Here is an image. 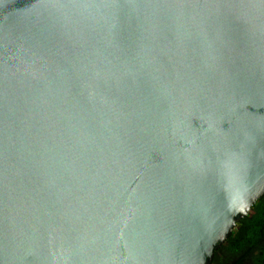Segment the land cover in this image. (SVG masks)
<instances>
[{"label":"water","instance_id":"water-1","mask_svg":"<svg viewBox=\"0 0 264 264\" xmlns=\"http://www.w3.org/2000/svg\"><path fill=\"white\" fill-rule=\"evenodd\" d=\"M264 195V0H0V264H210Z\"/></svg>","mask_w":264,"mask_h":264},{"label":"trees","instance_id":"trees-1","mask_svg":"<svg viewBox=\"0 0 264 264\" xmlns=\"http://www.w3.org/2000/svg\"><path fill=\"white\" fill-rule=\"evenodd\" d=\"M222 250L227 258L220 264H264V195L238 221L224 244L213 252L210 264Z\"/></svg>","mask_w":264,"mask_h":264},{"label":"rangeland","instance_id":"rangeland-1","mask_svg":"<svg viewBox=\"0 0 264 264\" xmlns=\"http://www.w3.org/2000/svg\"><path fill=\"white\" fill-rule=\"evenodd\" d=\"M227 258V254L225 253V251H219L216 256H215V262L213 264H220L225 262Z\"/></svg>","mask_w":264,"mask_h":264}]
</instances>
